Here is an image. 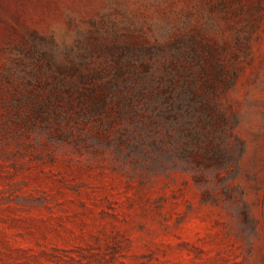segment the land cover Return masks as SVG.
Returning a JSON list of instances; mask_svg holds the SVG:
<instances>
[{
	"label": "rangeland",
	"instance_id": "1",
	"mask_svg": "<svg viewBox=\"0 0 264 264\" xmlns=\"http://www.w3.org/2000/svg\"><path fill=\"white\" fill-rule=\"evenodd\" d=\"M0 264H264V0H0Z\"/></svg>",
	"mask_w": 264,
	"mask_h": 264
}]
</instances>
